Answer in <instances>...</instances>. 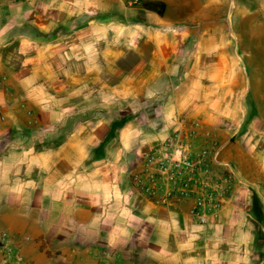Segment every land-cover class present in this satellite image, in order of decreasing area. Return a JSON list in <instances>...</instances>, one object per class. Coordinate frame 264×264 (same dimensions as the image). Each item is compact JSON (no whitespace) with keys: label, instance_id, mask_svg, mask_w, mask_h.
Returning a JSON list of instances; mask_svg holds the SVG:
<instances>
[{"label":"crops","instance_id":"0c3cea01","mask_svg":"<svg viewBox=\"0 0 264 264\" xmlns=\"http://www.w3.org/2000/svg\"><path fill=\"white\" fill-rule=\"evenodd\" d=\"M245 1L229 34L224 0H0L11 264H264V0ZM182 118L214 139L217 175L234 177L205 225L193 200L157 205L131 183Z\"/></svg>","mask_w":264,"mask_h":264},{"label":"built area","instance_id":"2783aa9c","mask_svg":"<svg viewBox=\"0 0 264 264\" xmlns=\"http://www.w3.org/2000/svg\"><path fill=\"white\" fill-rule=\"evenodd\" d=\"M178 125L177 130L142 156V169L131 177V183L157 205L172 206L185 199L193 200L191 216L205 225L230 196L234 177L214 171L217 146L201 123L182 118ZM103 257L114 258L109 251H104ZM18 258L16 237L0 233V264H11Z\"/></svg>","mask_w":264,"mask_h":264},{"label":"rangeland","instance_id":"374dc122","mask_svg":"<svg viewBox=\"0 0 264 264\" xmlns=\"http://www.w3.org/2000/svg\"><path fill=\"white\" fill-rule=\"evenodd\" d=\"M225 3H224V9L222 10L223 12V18L225 19L224 21V32L225 33H231V17H232V13H237V11L239 10L240 13L243 12V10H245L247 8V2L244 0H240L239 3V9L237 8V5L236 7L234 6V1L235 0H224ZM134 6V3H131V5L129 6V8H132ZM189 12V11H187ZM221 11L218 9L216 11L215 7H213L212 9H209V15H213L215 16L216 14H220ZM171 16H176V17H183L184 16V11L181 10V11H171ZM154 28L156 29H159V32L161 33H172L173 32V29L175 28L176 30V33H182L186 28L185 26H176V27H173V26H166V25H161V26H155Z\"/></svg>","mask_w":264,"mask_h":264},{"label":"trees","instance_id":"16d2710c","mask_svg":"<svg viewBox=\"0 0 264 264\" xmlns=\"http://www.w3.org/2000/svg\"><path fill=\"white\" fill-rule=\"evenodd\" d=\"M138 8H141L146 11L153 12L157 14L159 17H163L165 14V4L162 2L157 1H147V2H141L139 5H137Z\"/></svg>","mask_w":264,"mask_h":264}]
</instances>
